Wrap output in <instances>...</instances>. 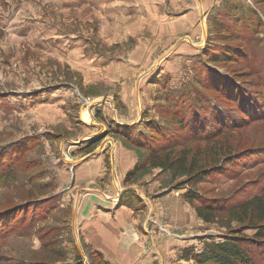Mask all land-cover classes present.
<instances>
[{
	"label": "rangeland",
	"instance_id": "rangeland-1",
	"mask_svg": "<svg viewBox=\"0 0 264 264\" xmlns=\"http://www.w3.org/2000/svg\"><path fill=\"white\" fill-rule=\"evenodd\" d=\"M187 111L195 117L181 131ZM117 138L139 166L115 182L114 211L133 219L114 231L122 249L108 232L72 227L73 208L114 197L108 173L74 176ZM147 150L210 168L190 188L218 201V220L264 191V0H0V172L11 174L0 211L17 212L0 232V264H186L179 247L239 232L198 219L185 176L152 169ZM263 254L252 258L264 264Z\"/></svg>",
	"mask_w": 264,
	"mask_h": 264
},
{
	"label": "trees",
	"instance_id": "trees-1",
	"mask_svg": "<svg viewBox=\"0 0 264 264\" xmlns=\"http://www.w3.org/2000/svg\"><path fill=\"white\" fill-rule=\"evenodd\" d=\"M212 24H215V22H212ZM214 26H216V24ZM213 62V60L210 61V63ZM197 108H199V106H197ZM246 115L249 120L252 119L250 115ZM183 116L184 117L180 118L178 121V126L181 131L186 130L187 124L191 125V120L195 117L193 115V111H187ZM219 122L223 125L221 120H219ZM243 122H246L245 119ZM121 132L122 133H119L120 135H118L119 138H125L126 141L130 142V145L131 143L132 145L134 144L135 148H143L144 145L140 143L139 140L135 141V137L133 135H129L130 133L126 130V128H122ZM139 135L142 137H137ZM137 136L136 137L138 139H142L144 134L139 132ZM117 140L120 141L121 139L117 138ZM99 141V137L91 140L90 146L87 145L85 148L93 150ZM124 147L127 148V146ZM147 151L150 152L151 155L154 154L152 151ZM158 154L159 153H155V155H152L153 157L151 156V168L168 170L173 174L174 178H177L178 176H185L186 181L182 184H185V182L187 184H185L186 186L181 187L187 188V191L183 194L182 198L188 204H199L194 208L198 219L205 224L218 223L225 228H229L231 223H236L239 226V229H237L239 232H237L235 236H233L234 234L228 235L220 242H214L212 240L207 241L205 244L203 243V247L200 249L194 246L186 247L181 251L182 255L180 256V260H183L186 264H190L191 262H193V264H257L256 261L253 260L252 256L255 248L264 246V191L260 195L253 196L239 205L228 207L226 211L227 217L225 219L218 220L216 214L219 212V209H216L218 207L222 208L219 206L218 201L207 200L194 189L190 188L191 186L194 187L203 182L208 176L207 172L210 168L198 165L200 164L198 160V163H196L193 161L194 158L188 159V155H185V153L181 154L180 157H175L174 159L165 156L162 160L157 158ZM152 161L155 163H152ZM138 167L139 166L135 167L132 172H129L126 175V182L137 174L139 171ZM4 172H0V185H2V183L5 182L11 175L10 171H7V173ZM44 186L46 187L45 184ZM56 196L52 195L53 198ZM120 201L125 203L128 200L121 199ZM129 204L130 203L128 202L126 203L128 206ZM11 209L12 208H8L0 211V232H8L9 228H13L16 224V221H14L13 224L10 223V217L14 213H17L16 211L11 212ZM28 209H32L31 213L35 211L31 206L28 207ZM37 211L44 213L46 208L44 210L38 209ZM248 230L254 231V235L251 239L242 234V231Z\"/></svg>",
	"mask_w": 264,
	"mask_h": 264
},
{
	"label": "crops",
	"instance_id": "crops-1",
	"mask_svg": "<svg viewBox=\"0 0 264 264\" xmlns=\"http://www.w3.org/2000/svg\"><path fill=\"white\" fill-rule=\"evenodd\" d=\"M190 18V23L195 20V16H190ZM104 151L105 155L94 159L92 158L93 161L88 159L85 163H80V165L76 169V175L74 176V179L76 181V185L78 183H81L82 181H84L85 184L86 181L93 183L97 179L102 180V177L106 173H108L110 189H112L114 197H112L111 194L110 196L100 195V199L98 198L96 201L94 200L89 202L88 204L86 203L87 207L85 206L79 208V206H77L73 208L72 227L77 225L78 228L87 230L89 233L92 230L94 232H108L110 234H105L110 239V246H115L116 248L121 247L122 249L123 243L120 242V238L114 236V231L117 230L122 232V230L119 228V225H125V227L132 226L133 219H131L132 215L128 216L129 218H127V216L121 213V211L120 213L114 211L118 206L116 200L122 193V191H120V189L118 190V188L115 186V182L118 184V187H120L119 179L124 182L126 175L135 168L137 161L134 153L132 151H128L126 148H123L121 143H119V141L116 139H111L109 142H106V150ZM106 160L108 162L107 167L105 166L106 163H104V161ZM101 183L102 182L99 181V184ZM79 189L80 188H78L77 191ZM126 219L128 220L126 221ZM109 243L108 241H103L102 246H109ZM186 246L183 245V247L179 248H182L183 250ZM187 247H189V245ZM151 264H169V261L163 260L160 258V256L157 255L154 259L151 260Z\"/></svg>",
	"mask_w": 264,
	"mask_h": 264
}]
</instances>
